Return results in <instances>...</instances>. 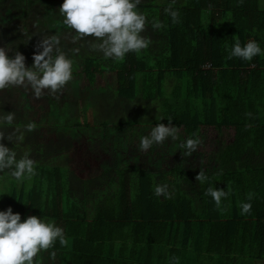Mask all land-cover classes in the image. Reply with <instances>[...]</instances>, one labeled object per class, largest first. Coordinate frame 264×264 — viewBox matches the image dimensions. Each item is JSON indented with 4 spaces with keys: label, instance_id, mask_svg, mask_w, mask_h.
<instances>
[{
    "label": "trees",
    "instance_id": "16d2710c",
    "mask_svg": "<svg viewBox=\"0 0 264 264\" xmlns=\"http://www.w3.org/2000/svg\"><path fill=\"white\" fill-rule=\"evenodd\" d=\"M63 2L0 0V47L20 52L31 67L41 40L58 34L74 61L73 80L60 93L36 99L30 88L0 91V115L14 112L16 135H24L15 142L18 158L28 153L37 165L23 182L0 173V183L13 179L0 210L63 228L67 243L40 254L57 264H169L172 257L264 264V55L228 59L236 40L264 48V0H142L139 10L164 27L149 25V48L122 62L92 51V38L74 41L73 30L50 26ZM169 4L180 23L165 14ZM64 101L72 107L66 117L51 116ZM167 118L180 139L140 152V137ZM30 122L35 130L24 131ZM197 137L198 150L184 157L178 145ZM78 147L92 148L88 169L75 163ZM154 184H167L172 199L156 197ZM209 187L229 192L221 207L205 194ZM250 193L251 214L241 215Z\"/></svg>",
    "mask_w": 264,
    "mask_h": 264
},
{
    "label": "clouds",
    "instance_id": "9594fccd",
    "mask_svg": "<svg viewBox=\"0 0 264 264\" xmlns=\"http://www.w3.org/2000/svg\"><path fill=\"white\" fill-rule=\"evenodd\" d=\"M142 0H64L59 8L63 17V25L75 32L74 41L92 38L91 49L103 54L104 59L122 62L129 53L140 54L151 44L150 38L143 35L150 25L153 30H159L164 25L153 18L149 20L146 13L139 10ZM175 0H173V4ZM169 4L164 12L178 24L180 11ZM58 34L44 37L37 45L38 51L34 55V63L26 66V58L20 52L14 57L6 47H0V91L11 87L30 88L34 97L40 99L46 93L55 95L60 93L73 80L74 61L60 49ZM80 49L73 50L79 53ZM264 55V48L254 40L243 46L236 40L229 51L228 59L233 57L244 61H252L255 57ZM169 124H156L146 136L140 137L138 150L148 152L155 145H163L169 139H180V129ZM15 113L7 112L0 115V173L10 174L17 182H23L37 175L36 162L25 153L18 158L15 142H23L24 135L20 129L14 127ZM6 128L13 131L6 136ZM35 123H28L24 131L32 132ZM15 137V141H14ZM7 139L14 144L9 148L3 141ZM201 144L199 138H188L181 141L178 147L182 155L191 157ZM196 180L203 185L208 181L204 172L200 171ZM154 195L164 199H172L173 194L167 184H154ZM206 195L211 196L216 206L221 207L229 192L209 187ZM249 202H241V215L251 214L253 194H248ZM61 245L67 243L63 228L54 221L42 217L29 216L22 222L21 214L14 213L11 207L0 210V264H41L40 254L55 247L56 242ZM50 256L54 259L55 252ZM169 264H179L177 257H172Z\"/></svg>",
    "mask_w": 264,
    "mask_h": 264
},
{
    "label": "rangeland",
    "instance_id": "374dc122",
    "mask_svg": "<svg viewBox=\"0 0 264 264\" xmlns=\"http://www.w3.org/2000/svg\"><path fill=\"white\" fill-rule=\"evenodd\" d=\"M46 7L48 8V10H51V13L53 12V9H52V7H50V6H47L46 5ZM54 12H56V11H54ZM60 15V14H59ZM57 21L56 22H53L52 24H53V26L51 25V23L49 22V24H50V26L53 28V29H60L62 26H63V17H61V19H60V17H57V19H56ZM61 22V23H60ZM51 28V29H52ZM57 33V32H56ZM73 84H75V82L73 83ZM150 90H152L151 88H149ZM89 91H92L91 89L89 90ZM72 94H73V92H72ZM83 101V103H81V107L83 108L84 106H88V102H87V100L85 99V98H83L82 99ZM72 109V107H71V105H70V101H64V105H63V108H59V106H55V107H53V109H51L52 111H54L52 114H50L51 116H53V117H55V115L54 114H56V115H58L61 119H64L66 116L64 115L65 113H69V111ZM76 110V111H75ZM75 110H74V113L73 114H80V116L82 115L81 113H80V111L79 110H77V108H75ZM154 116H156V115H154ZM47 136V135H46ZM45 136V137H46ZM90 145H93V143L91 144L90 143ZM87 146H89V145H87ZM82 147H78L77 148V150H75V155H77V157H76V160L77 161H75V163L77 164V165H79L80 167H82V169L84 170V169H88V168H86L87 167V165L88 164H90L93 160L90 158V156H91V150H92V148H84V149H81ZM72 155H73V153H72ZM89 156V157H88ZM94 163V162H93ZM76 165V166H77ZM93 165V164H92ZM86 171V170H85ZM90 171V170H89ZM89 171H86L87 173L89 172ZM12 180L13 179H6V182L7 183H11L12 182ZM4 181V182H3ZM1 183H0V198H2V196H3V194H7L8 193V191H7V187L9 188V186L10 185H8V184H6V182H5V180H3ZM57 262H58V260L57 259H54V261H50L49 259H47V258H42L41 257V264H57Z\"/></svg>",
    "mask_w": 264,
    "mask_h": 264
},
{
    "label": "crops",
    "instance_id": "0c3cea01",
    "mask_svg": "<svg viewBox=\"0 0 264 264\" xmlns=\"http://www.w3.org/2000/svg\"><path fill=\"white\" fill-rule=\"evenodd\" d=\"M262 264V263H261Z\"/></svg>",
    "mask_w": 264,
    "mask_h": 264
}]
</instances>
